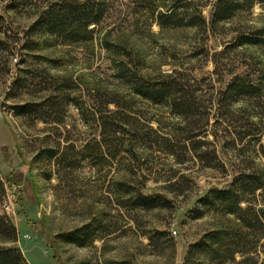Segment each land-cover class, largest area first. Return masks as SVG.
Returning <instances> with one entry per match:
<instances>
[{
    "label": "rangeland",
    "instance_id": "rangeland-1",
    "mask_svg": "<svg viewBox=\"0 0 264 264\" xmlns=\"http://www.w3.org/2000/svg\"><path fill=\"white\" fill-rule=\"evenodd\" d=\"M46 1L0 0V214L16 228L0 245L18 247L28 264H182L191 242L233 219L199 198L239 171L264 169V89L230 105L222 94L234 74L258 75L264 45L234 43L264 26V2L211 25L214 0H189L186 14L201 12L205 23L163 26L165 0H97L93 38L53 43L28 32ZM33 39L37 48L23 47ZM125 64L185 83L192 113L140 96L120 76ZM54 98L60 106L46 108ZM31 101L43 104L14 114L13 104ZM119 181L167 204L129 206L134 192L119 191ZM262 198L251 199L255 208ZM84 224L97 225L90 243L58 237Z\"/></svg>",
    "mask_w": 264,
    "mask_h": 264
},
{
    "label": "trees",
    "instance_id": "trees-1",
    "mask_svg": "<svg viewBox=\"0 0 264 264\" xmlns=\"http://www.w3.org/2000/svg\"><path fill=\"white\" fill-rule=\"evenodd\" d=\"M46 7L42 10L28 30L29 34L45 36L46 40L53 43L80 42L93 38L91 23H97L103 14L101 2L97 0H47ZM189 0H165L157 12L160 25H198L205 23L201 12L197 16L187 13L190 5ZM256 2L264 0H214L211 12V25L227 21L238 12L249 10ZM14 4V3H12ZM183 11V15L180 12ZM42 41L33 39L31 44H24V48H37ZM234 45H264V26L256 27L252 34L241 32L237 35ZM260 62L258 75L255 79L246 75L234 74L222 89V94L229 101L227 104L236 102L242 98L259 97L264 89V59ZM120 76H124L131 82L133 89L140 96L154 103L167 102L174 111L187 118L193 111L194 100L185 97L188 87L185 83L177 82V79L166 74V78H144L138 71L127 67V64L119 67ZM170 77V78H169ZM42 102H25L13 104L12 108L16 115L34 113L40 109ZM60 102L56 98L51 100L46 108ZM43 115L48 118L51 113ZM59 116V107L55 113ZM257 116L249 111L248 117ZM58 118V117H57ZM59 119V118H58ZM261 117H259V120ZM107 121L105 120L104 123ZM103 123V125H104ZM249 133V131H248ZM164 139H167L164 137ZM171 145V144H170ZM169 152L174 151L168 148ZM56 151L49 149V156ZM261 154L264 156V145L261 146ZM60 155V154H59ZM62 160H68L62 154ZM117 188L124 194L134 192L128 189L123 182L119 181ZM258 192V193H257ZM4 194L3 182L0 178V199ZM133 196L128 197L125 203L133 207L149 209L157 205L167 204V199L156 193H143L135 191ZM256 194L264 195V169L242 170L235 174L227 187L210 188L202 197L199 204L204 210H213L222 214L232 215V220L227 225L209 229L198 239L188 245L182 264H264L262 252H264V207L257 209L251 199L255 200ZM251 195V198H248ZM264 200V198H262ZM246 202V204H243ZM97 225L84 224L74 230L64 231L58 234L62 240L73 242L77 245H86L92 241V229ZM94 234V233H93ZM0 235L14 240L16 228L5 214H0ZM0 264H28L20 249L16 246L0 245Z\"/></svg>",
    "mask_w": 264,
    "mask_h": 264
}]
</instances>
